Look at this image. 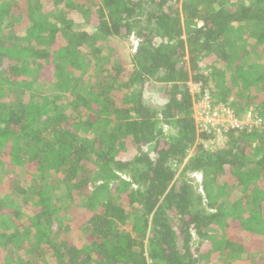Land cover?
<instances>
[{"label": "trees", "instance_id": "obj_1", "mask_svg": "<svg viewBox=\"0 0 264 264\" xmlns=\"http://www.w3.org/2000/svg\"><path fill=\"white\" fill-rule=\"evenodd\" d=\"M254 57L264 0H0V264H264Z\"/></svg>", "mask_w": 264, "mask_h": 264}, {"label": "built area", "instance_id": "obj_2", "mask_svg": "<svg viewBox=\"0 0 264 264\" xmlns=\"http://www.w3.org/2000/svg\"><path fill=\"white\" fill-rule=\"evenodd\" d=\"M203 101L206 103V107L200 115L203 122V126L200 127L201 133H203V131L207 134L211 132L213 135L218 134L221 138H226L224 134L230 128H240L251 123L254 124V127L259 128L263 124V121L259 118H254V115L251 112L246 114L243 120H237L232 116L227 105L219 104L213 106L209 103L208 97H205V100ZM224 141L225 140L222 141V144Z\"/></svg>", "mask_w": 264, "mask_h": 264}, {"label": "rangeland", "instance_id": "obj_3", "mask_svg": "<svg viewBox=\"0 0 264 264\" xmlns=\"http://www.w3.org/2000/svg\"><path fill=\"white\" fill-rule=\"evenodd\" d=\"M135 44H136V42H135V40L134 39H132V38H129V39H127V40H123V41H116V43L114 44V48H116V50L118 51V52H123V54H129V53H131L132 52V50H133V48H134V46H135ZM249 44H252V42H249ZM254 63H258V64H261V65H263L264 66V62H260V60L258 59V58H256V57H254ZM157 87V86H156ZM189 89H190V91H192V92H197V91H199L198 89V85L197 84H189ZM151 90V89H150ZM229 102V101H228ZM202 105H204V106H202ZM205 107H206V103L204 102V101H200V102H195V104H194V106H193V109H192V111H193V117L195 118V120H196V124H197V126H198V133H201L200 132V127H202V125H203V122H202V118L200 117V115L203 113L202 111L203 110H205ZM201 112V113H200ZM242 116V119H244V117L246 116V115H241ZM166 130V129H165ZM226 138H221L220 137V135H216V134H214L213 135V137L212 138H210V139H208L205 143H203L204 144V147L205 148H207V149H214V148H216L218 145H221L222 144V141L223 140H225ZM202 141V139H200V138H197L196 139V142H195V145L196 144H198L199 142H201ZM194 145V146H195ZM192 149H193V147H192ZM192 149H189L188 150V155H187V157H189L190 156V154H191V151H192ZM196 179H197V181H199L200 180V176L199 175H197V177H196ZM91 186H92V184H91ZM94 189V188H93ZM92 189V190H93ZM78 224H80V221H77V222H75V223H73L72 224V227H76ZM72 229V228H71ZM72 231V230H71ZM235 233V231H232V230H229L228 232H227V237H232L233 235H235L234 234ZM72 235V234H71ZM66 237H69L70 236V233H68L67 235H65ZM72 237V236H71ZM235 237H233L232 238V240L234 239ZM237 239V238H236ZM70 240L73 242V243H78V242H85L84 241V238L82 237V236H78L76 239H75V237H72V238H70ZM237 264H240L239 263V261H237Z\"/></svg>", "mask_w": 264, "mask_h": 264}, {"label": "clouds", "instance_id": "obj_4", "mask_svg": "<svg viewBox=\"0 0 264 264\" xmlns=\"http://www.w3.org/2000/svg\"><path fill=\"white\" fill-rule=\"evenodd\" d=\"M230 101V100H229Z\"/></svg>", "mask_w": 264, "mask_h": 264}]
</instances>
